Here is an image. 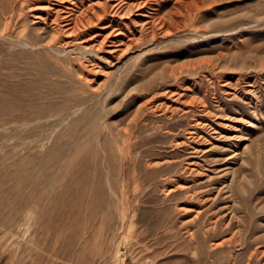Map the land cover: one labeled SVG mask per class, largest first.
Listing matches in <instances>:
<instances>
[{
    "label": "rangeland",
    "instance_id": "1",
    "mask_svg": "<svg viewBox=\"0 0 264 264\" xmlns=\"http://www.w3.org/2000/svg\"><path fill=\"white\" fill-rule=\"evenodd\" d=\"M56 2L0 0V264H262L264 0Z\"/></svg>",
    "mask_w": 264,
    "mask_h": 264
},
{
    "label": "bare ground",
    "instance_id": "2",
    "mask_svg": "<svg viewBox=\"0 0 264 264\" xmlns=\"http://www.w3.org/2000/svg\"><path fill=\"white\" fill-rule=\"evenodd\" d=\"M58 3H65V1H71V0H56ZM56 2V3H57ZM74 2H76V1H74ZM132 2V1H131ZM47 3V2H46ZM57 3V4H58ZM80 3V2H79ZM114 3V2H113ZM160 3V2H159ZM37 4V3H36ZM48 4H49V2H48ZM60 6H63V7H65L64 5L65 4H59ZM68 5V4H67ZM141 5V4H140ZM41 6V5H40ZM85 6H87V5H85ZM180 6H182V5H180ZM48 8L50 7V6H47ZM46 7V8H47ZM62 7V8H63ZM68 7V6H67ZM80 7V6H79ZM152 7V6H151ZM75 8V7H74ZM78 8V7H77ZM109 9V8H108ZM107 9V10H108ZM64 10V9H63ZM75 10V9H74ZM107 10H104V12L106 13V11ZM66 11V10H65ZM47 12V11H46ZM87 11L85 10V9H83V10H81L80 11V14H74V13H70V12H66V16H65V20H63V21H65L64 23V28L63 29H65L64 30V32H65V34H67L68 36H72V35H75L77 32H79L80 31V29L82 28V27H85V26H91V25H93V24H95V22L96 21H100V20H102L103 19V13L101 14V12L99 11V12H96V11H93V12H91V13H86ZM103 12V11H102ZM149 12V11H148ZM112 13V12H111ZM153 13V12H152ZM51 15V14H50ZM54 15V14H53ZM145 15H147V14H145ZM62 16V15H61ZM10 21L5 25V29L7 30L9 27H10V25H11V21H12V19H13V17H14V15L13 14H11L10 16ZM52 17V16H51ZM145 17V16H144ZM8 18V17H7ZM45 18V17H44ZM48 18V17H47ZM152 18H153V20H152V24H153V26H155V27H157V26H160V28H162V29H165L166 31H169L170 29H169V25L168 24H166V21L162 18V17H158V18H155L153 15H152ZM109 19V18H108ZM145 20V19H144ZM114 20H111L110 21V23L111 22H113ZM48 22V21H47ZM144 22V21H143ZM13 23V22H12ZM109 23V24H110ZM108 23L105 25V26H103V30L104 29H109V27H111V25H109ZM170 24V23H169ZM36 25V24H35ZM116 25H117V23H116ZM120 25H121V23H120ZM98 26V25H97ZM112 28V27H111ZM121 30V29H120ZM87 32V31H86ZM114 33H115V30H113V31H110V32H108L107 34H104L103 35V38H102V40L98 43V45L97 46H95V47H97V50H95V47L94 46H92V47H89L90 48V50L89 51H91V52H94L95 54H97L98 55V57L100 58V59H102V60H108L107 58H104V56H100L99 55V52H100V50H101V48L102 47H104L106 44L107 45H109L108 46V53L110 54V55H112V56H115L116 57V55L118 54L119 56H120V54H123L127 49H128V47H129V45H130V42H124V40H123V38H121L120 36H118V34L116 33L115 35H114ZM102 34V33H101ZM80 38H83V37H80ZM98 38V37H97ZM125 39H127V38H125ZM95 40V39H94ZM79 41V40H78ZM71 43V42H70ZM88 43V42H87ZM90 44V43H89ZM84 45V44H83ZM87 46V45H86ZM124 46V47H123ZM85 48V47H84ZM86 49H88L87 47L85 48V50ZM73 51V50H72ZM129 51V50H128ZM105 53V52H104ZM86 54H88V53H86ZM90 55V54H89ZM93 56V55H92ZM88 58V57H87ZM89 61H93L92 59H88ZM113 61V60H112ZM95 62V61H94ZM109 62V61H108ZM96 63V62H95ZM107 63V62H106ZM99 66V65H98ZM96 69V68H95ZM86 78V77H85ZM24 114V113H23ZM29 116H30V114H29ZM26 116H16V117H14V119L15 120H22V121H24L23 120V118H25ZM28 118V117H27ZM26 119V118H25ZM30 118H28V120H29ZM33 119V118H32ZM9 122H11V121H9ZM82 152V151H81ZM80 155V154H79ZM80 157V156H79ZM78 157V158H79ZM79 160V159H78ZM106 164V163H105ZM81 165V164H80ZM107 165V164H106ZM105 165V166H106ZM80 168V167H79ZM84 170H81V171H78L77 172V174H75L74 175V177L71 179V181H72V185L70 186V188L69 189H71V190H73V189H76V188H79V187H82L84 184H86V183H88L89 182V175L86 173V172H83ZM73 172V171H72ZM107 173H106V176H107V179H108V181H109V177L111 176V174H110V172H109V170H107L106 171ZM98 175L100 176V177H102V176H104V174H103V172L101 171V172H98ZM71 177V176H70ZM108 183V182H107ZM109 183H110V181H109ZM69 184V183H68ZM80 189V188H79ZM257 253H259V254H261V256H263L264 257V250H262L261 249V251H259V250H257V249H254L253 251H251L250 252V254H249V258H248V260H249V262L252 260V258H254L256 255H257ZM250 264V263H249ZM262 264H264V262L262 263Z\"/></svg>",
    "mask_w": 264,
    "mask_h": 264
},
{
    "label": "built area",
    "instance_id": "3",
    "mask_svg": "<svg viewBox=\"0 0 264 264\" xmlns=\"http://www.w3.org/2000/svg\"><path fill=\"white\" fill-rule=\"evenodd\" d=\"M124 261L121 263V264H137V263H135V262H128L127 261V257L124 255V259H123Z\"/></svg>",
    "mask_w": 264,
    "mask_h": 264
}]
</instances>
